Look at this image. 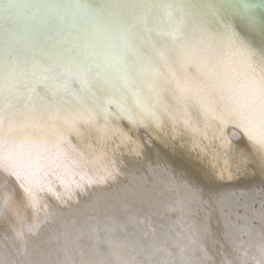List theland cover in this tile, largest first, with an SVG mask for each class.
<instances>
[{"label":"bare ground","instance_id":"6f19581e","mask_svg":"<svg viewBox=\"0 0 264 264\" xmlns=\"http://www.w3.org/2000/svg\"><path fill=\"white\" fill-rule=\"evenodd\" d=\"M3 1L12 5L0 11V42L14 38L29 45L10 61L0 53V65L12 68L7 94L18 97L16 115L31 122L21 136L34 120L37 129L43 123L57 127L59 137L73 134L62 146L37 149L33 136L21 143L52 168L37 171L39 164L28 168L21 159L0 169V264H179V258L193 264L196 245L212 264L213 250L216 264H264L261 129L250 121V138L236 127L241 121L232 103L234 91L241 102L247 99L264 66V0ZM56 1L63 7L48 9ZM166 5L190 10L170 16ZM153 6H159L155 15ZM177 30V55L187 50L191 58L168 66L145 56L156 33L163 43ZM238 34L258 50L251 60L250 44L234 45ZM46 35L49 41L34 48ZM227 39L232 46L219 44ZM110 75L126 81V88L117 83L123 89L135 85L132 95L123 91L130 110L125 127L114 106L103 112L106 99L115 103L119 95L118 86L106 83ZM38 76L44 79L32 112L26 101L31 89L18 91ZM140 88L146 96L141 91L133 99ZM156 101L165 122L161 118L160 131H151L142 124L148 122L143 107L153 120ZM101 111L104 116L96 118ZM106 117L117 119L111 121L114 133L102 126ZM95 119L86 134L80 132ZM20 123L16 119L12 130ZM57 146L59 154L53 152ZM13 166L23 168L30 191L12 174ZM215 202L222 204L217 214Z\"/></svg>","mask_w":264,"mask_h":264},{"label":"snow or ice","instance_id":"6c2138e0","mask_svg":"<svg viewBox=\"0 0 264 264\" xmlns=\"http://www.w3.org/2000/svg\"><path fill=\"white\" fill-rule=\"evenodd\" d=\"M169 10V15L175 14H184L190 10V6L187 5H166ZM153 14L159 12V6H153ZM179 30L176 32H169L164 40L161 43L160 33H156L153 37V43L148 48L144 49V54L146 57L151 58L152 60L167 64L169 66H175L177 64V47L176 42L180 40ZM187 54V53H185ZM128 65L130 70H134L136 60L134 57L128 58ZM47 63V61H44ZM12 75V68L9 67L8 70H5L3 65H0V169L5 166V163L12 162V156L14 155L17 160H26L27 167L32 168L34 165L39 164V159H33V154L31 152H24L22 149L23 144H17L9 142L4 138V129L5 127H12L14 124V114L17 109V100L16 95L7 94V86L9 79ZM88 78L93 83V87L97 92H100L102 89L96 85L97 74L91 68L88 69ZM256 87L250 88V93L246 100L241 102L239 98L233 107V114L237 115L240 119V123L236 124V127L240 128L242 132L249 135L248 124L250 121L255 120L260 129L261 135L259 137V143L261 146H264V66L261 67L260 78L255 82ZM21 88L26 87L31 89L33 95L41 94L40 83L36 80H29L26 84L21 83L19 86ZM229 126V123H225V129ZM12 154V155H9ZM24 170L21 168L20 171L13 172L12 174L17 177L18 180H21V187L24 188L25 192L30 191L29 186L25 183L29 179L27 175L23 174Z\"/></svg>","mask_w":264,"mask_h":264},{"label":"water","instance_id":"95a60500","mask_svg":"<svg viewBox=\"0 0 264 264\" xmlns=\"http://www.w3.org/2000/svg\"><path fill=\"white\" fill-rule=\"evenodd\" d=\"M5 4H7V5H12V3L11 2H8V1H3V0H0V11L5 7ZM55 6V8H54V12L56 11V10H58L59 9V7H57V6H60V7H63V3L62 4H60L59 5V1H56V2H54V3H52V4H49L48 5V9H50V8H52V7H54ZM44 24H48V21H44ZM44 24H43V26H44ZM237 30H239L238 28H237ZM236 30V31H237ZM239 32H240V30H239ZM239 35V34H238ZM245 38H246V40H247V37H246V35L244 34L243 35ZM179 37H181V35L179 36ZM41 41H42V43L40 44V45H38L37 47H34V48H38V47H41L42 45H44V44H46L48 41H49V39H50V36H48V35H46L45 37H41V38H39ZM37 40L36 42H41L40 40ZM12 42H9V43H7V42H0V53L1 52H5L6 54H7V61H10V60H12V59H15L16 57H19L20 55H22V54H24L25 52H26V46H29V45H26L25 43H24V41L22 42V41H17L16 42V40L14 39V38H12V39H10ZM228 40V42H227V44H222V43H219V44H221V45H228V46H232V43H233V41L232 40H230V39H227ZM243 37H242V35H239V38L238 39H234V45H237L238 44V42H240V43H242V44H250L249 46L247 45L246 47L248 48V54H249V60H251V58L254 56V54H257V52H258V50L256 49V48H254L253 47V45H254V43L253 42H251V41H246ZM261 48V47H260ZM263 50H264V48H262ZM185 53H187V50H183V51H181L180 52V55H177L176 56V59H177V64L175 65V66H177L180 62H181V60L182 59H186V58H191L192 57V55H187V54H185ZM6 54H5V56H6ZM6 61V62H7ZM229 65V63L227 64V66ZM165 66V65H164ZM169 66V65H168ZM53 69H60V68H58V67H52ZM109 79H108V81L106 82L107 83V85H109V86H112V87H116V86H118L117 85V83H120V82H122V86L121 87H124V88H126V81H120V78L119 77H113L112 75H110V77H108ZM44 79V78H39V76H38V82L41 84L42 83V80ZM131 84V83H130ZM119 87V86H118ZM121 87H119L118 88V91H119V95H118V97H117V99L115 100V103H116V105H118V106H122V107H116V106H114L113 104H112V102L109 100V99H106V101H105V105H104V107H105V110L107 109V108H109L110 109V107L111 106H114L115 107V110H116V112H117V114H118V116H117V118L120 120V125H122V126H124L125 127V125H126V123L129 121V103L125 100V98L123 97V91L124 90H129V92H130V94L132 95V93H133V91H134V87H135V85L134 84H131V85H129V88L128 89H123V88H121ZM161 87H162V85H161ZM161 87H160V89H159V92H160V90H161ZM27 89H29V88H26V87H24L22 90H19L18 92H21V91H24V90H27ZM141 91H143V96L145 97L146 96V94H147V92L146 91H144L143 89H141L140 88V90H139V93H137V94H134L133 95V99H135V97H136V95H140L141 94ZM233 94H234V97H232L233 98V100H232V103H236V101H237V98H239L238 96H237V93L234 91L233 92ZM131 95H129V94H127V96L129 97V99L131 98L130 96ZM39 95H31L29 98H28V100H26L27 101V109L28 110H32V108H33V103H32V101H34L37 97H38ZM145 99V98H144ZM143 99V100H144ZM147 100V99H146ZM240 100V99H239ZM231 103V104H232ZM108 104V105H107ZM230 104V105H231ZM110 106V107H109ZM156 106H157V108H158V110H159V114L161 115V118L163 119V122H165V119H164V110H163V108L160 106V104H159V101H156ZM143 107V106H142ZM17 109H18V104H17ZM18 111V110H17ZM17 111L15 112V114H14V124H15V120L16 119H20V121H21V123H20V125H18V126H20L19 127V129L18 128H15V129H13L12 130V127H5V129H4V138L6 139V140H8L9 142H13V143H17V144H21L23 141H25L26 139H28L30 136H33V140H35V144H36V146H37V149H41L42 147H43V149L47 146V144L49 143L50 144V146L52 147L53 146V144L54 143H57L59 146H62L63 144H65V141L73 134V130H69L68 132H66L65 134L66 135H64V136H61V137H59V135H58V128L57 127H54V126H52V125H50V124H48V123H43L44 125H47L46 127H44V126H42L41 128H39V129H37L36 127H33L34 126V123L35 124H37L38 126H39V122H37V121H35L34 119V123H32L30 126H27V128H26V133L25 134H23L22 136H21V131L25 128V126L28 124V123H31L29 120H27L26 118L27 117H23V116H21V115H16V113H17ZM103 111V110H102ZM102 111L101 112H99V115L96 117V118H98V117H102V116H104V114H102ZM32 112H33V110H32ZM103 112H106L107 114L108 113H110L108 110H106V111H103ZM143 112H144V114H145V118H147V120H148V122H144V123H142V124H144V126H146V127H148L151 131H155V129L156 130H159L158 129V127H157V121H155L154 120V115L152 116L153 117V120L150 118V116H148L145 112H146V109L143 107ZM153 112V111H152ZM154 113V112H153ZM37 120H39V119H37ZM99 119H95V121L94 122H92L91 123V126L89 127V128H86V129H82V130H80V132H84L85 134H86V131L88 130V129H90L91 127H94V124L98 121ZM111 121H113V122H117V119H111ZM111 121H110V118L109 117H106V119H105V121L103 122V124H102V126L105 128V129H107L108 131L109 130H111V132H115V130L113 129V126L111 125L112 123H111ZM13 124V125H14ZM165 125H166V123H165ZM138 127H141V125H139ZM166 129H167V132L166 133H169V135H171L172 136V134L168 131V128H167V126H166ZM10 132H11V134H10ZM249 137V136H248ZM138 138V137H137ZM174 139V138H173ZM138 140H139V142H140V145H141V149H142V143H141V140L138 138ZM59 142H61L60 144H59ZM175 142V141H174ZM240 143H241V141H240ZM242 144V143H241ZM175 146L176 147H178L176 144H175ZM179 148V147H178ZM61 148L60 147H58L57 146V148H55V149H53V152H55L56 154H59L60 152H61ZM141 150H139L138 152H140ZM170 151L171 152H175V151H173L172 149H170ZM9 155H12V154H9ZM51 161H54V159H53V157H52V159H51ZM12 162L14 163V164H17L19 161L17 160V161H14V160H12ZM44 163H46L47 165H45V164H43V162H41L39 165H38V169H37V171H39V170H41L42 168H45V169H48V168H52L51 167V165H53V163H48V162H44ZM54 164H55V161H54ZM14 167V166H13ZM15 168V167H14ZM16 169V171H18V169L17 168H15ZM30 172H31V170H29V173L28 174H30ZM180 194V193H179ZM216 203V206H217V211H216V214L218 213V209H220L221 210V207H222V204L221 203H218V202H215ZM220 207H219V206ZM183 209H184V211L186 210L185 209V207H182ZM179 210V209H178ZM168 212V211H167ZM179 212L180 213H182V214H184V212H183V210H179ZM215 214V215H216ZM168 216L169 214H167L165 211H164V214H163V216ZM170 216L174 219V216H173V214H170ZM213 219V222L214 223H216V217L215 216H211ZM198 222H200V223H204V220H199ZM174 226H176V228H178L179 229V227H181V226H179L178 224H176V223H174ZM114 234H117V232H114ZM182 235L185 237V235H186V232H185V230L184 229H182ZM187 237V236H186ZM196 244H198V243H196ZM195 245V244H194ZM197 246V247H196ZM195 247H194V249H192V252H193V260H194V262H193V264H204V262H205V264H212L211 263V261L210 260H208V259H206L205 261H203V259H202V257H201V253H200V249H199V246L198 245H196ZM205 250L207 251L208 249L207 248H205ZM216 250V249H215ZM209 253H211L210 255H212L210 258H211V260H212V262H214L213 264H216L219 260H220V258H219V254H217V251H215V253H214V250L213 251H209ZM214 259H213V258ZM205 259V258H204ZM109 262H111V260L108 258V263ZM179 264H191L190 262H188L186 259H184V258H179Z\"/></svg>","mask_w":264,"mask_h":264}]
</instances>
